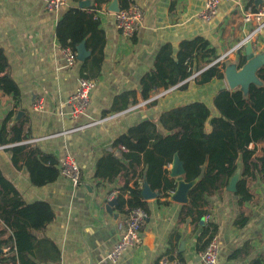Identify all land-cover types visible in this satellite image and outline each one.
Segmentation results:
<instances>
[{
    "label": "crops",
    "instance_id": "crops-1",
    "mask_svg": "<svg viewBox=\"0 0 264 264\" xmlns=\"http://www.w3.org/2000/svg\"><path fill=\"white\" fill-rule=\"evenodd\" d=\"M113 1L100 4L97 0H69L66 6L49 11L46 0H0V52L8 61L1 75L10 77L19 90V95L14 96L0 89V169L25 202L46 201L55 213L54 220L44 229L33 231L37 240L27 258L29 264H160L164 255L187 264H203L198 252L208 241L209 227L215 228L218 235L217 264H264V175L260 174L248 179L253 196L250 200L240 203L228 184L207 195L209 202L203 206L206 214L202 217L190 212L189 203L174 201L172 192L166 196L154 190L155 198H143L148 218L140 243L126 249L115 262L107 257L119 240L129 213L128 203L121 206L118 199L108 210L109 193L115 188L123 189L130 169L112 180L97 177L99 160L113 152L120 161L115 153L124 150L114 147L115 140L132 126L149 119L164 133L159 120L164 111L194 100L212 106L216 92L222 87L230 88L226 77L205 83L189 77L167 89L154 88L149 98H144L143 83L154 73L160 51L171 47L177 58L184 41L202 38L214 51L210 57L216 60L227 53L220 64L234 63L240 69L239 53L245 56L247 43L229 55L228 51L256 25L255 21L244 22L243 10L251 8L249 0L223 2L211 21L197 16L206 0H131L143 9L144 19L135 35L126 37L109 9ZM72 8L94 13L105 42L102 52L95 53L85 44L89 51L86 60L66 67L57 27ZM252 43L255 54L264 52V29ZM208 60V56H200L194 65L204 66L198 70L202 72L214 61L207 63ZM83 70L95 79L96 85L89 109L73 118L67 101L76 91ZM257 86L252 82L248 88L251 105ZM39 98H43L44 107L35 110L33 106ZM19 111L24 112L20 117ZM92 121L98 122L61 134ZM14 127H21L18 140H11L16 134ZM32 137L38 140L22 143ZM17 146H25V152L17 154L13 150ZM256 147L260 155L264 143ZM32 148L58 160L66 154L74 156L81 168L82 182L75 186L60 175L46 185H34L25 165L26 153ZM137 168L142 169L143 165ZM167 168L169 177L176 180L171 175L172 164ZM239 173L241 177V166ZM130 196L126 194L124 199ZM207 214L211 219H206ZM4 229L8 236L11 230ZM1 248V258L14 251L8 246ZM1 264L13 263L1 260Z\"/></svg>",
    "mask_w": 264,
    "mask_h": 264
},
{
    "label": "trees",
    "instance_id": "trees-1",
    "mask_svg": "<svg viewBox=\"0 0 264 264\" xmlns=\"http://www.w3.org/2000/svg\"><path fill=\"white\" fill-rule=\"evenodd\" d=\"M102 4L109 0H97ZM131 0H120L121 8L131 4ZM253 11H257L254 0H249ZM99 21L88 9H69L57 27V34L62 46H70L77 51L81 42L94 53L102 52L105 39L98 29ZM209 42L202 38L184 41L173 57L171 47L165 46L158 55L156 69L143 83V96L149 98L150 90L154 88H170L192 76L204 66L194 65L202 56L209 57L212 62L214 51L208 49ZM240 67L246 62V57L239 53ZM101 62V58H98ZM8 67L7 58L0 52V89L5 94L19 95L14 81L1 73ZM225 65L220 62L207 66L198 76L201 83L213 78L224 79ZM89 75V74H88ZM258 76L264 82V66L259 69ZM90 78H93L89 75ZM94 79V78H93ZM185 85H182L184 88ZM252 105L240 89L220 88L213 97L216 111L201 100H194L164 111L160 122L165 132H160L155 121L146 119L132 126L126 133L120 135L114 147L125 146L124 155L128 165L118 161L113 152L103 156L98 164L96 176L114 179L127 169L134 174L138 166L143 165L139 175L146 180L153 190L168 196L174 191L177 182L170 178V165L176 154L184 165V178L187 181L198 179L189 192L190 212L198 213L199 217L206 214L203 206L209 201L207 195L220 187L228 186L231 178L242 167V174L237 183L236 195L239 202L250 200L253 196L248 179L256 178L257 174L264 175V147L257 154V144L264 143V85L256 87L251 99ZM15 137H21V127H14ZM251 144H255L251 147ZM25 146L14 147L17 154L25 152ZM59 160L50 154L39 152L32 148L26 153L25 165L34 185L42 186L55 181L61 174ZM127 179L123 190L130 191V198H118L122 206L126 203L129 210L136 206L145 208L142 187L138 181L133 186ZM186 206V205H185ZM194 208V209H192ZM52 206L43 200L31 203L25 202L19 189L8 180L0 169V243L8 246L13 253L1 258L2 262L29 264L27 259L36 246L33 231L44 229L54 220ZM11 230L5 236V229ZM210 238L216 233L211 229ZM205 245V247H206ZM204 247V248H205Z\"/></svg>",
    "mask_w": 264,
    "mask_h": 264
},
{
    "label": "built area",
    "instance_id": "built-area-1",
    "mask_svg": "<svg viewBox=\"0 0 264 264\" xmlns=\"http://www.w3.org/2000/svg\"><path fill=\"white\" fill-rule=\"evenodd\" d=\"M69 0H46V9L49 11H56L63 6L68 4ZM230 0H206L204 7L199 11L198 18L211 21L217 17L220 9V5ZM244 22H256L255 28H253L248 35L240 41V43L233 48L230 52L236 50L238 47L243 46L245 43L252 41L258 33L264 29V5L257 11H253L251 8L244 10ZM116 19L117 27L121 34L126 37H132L138 31L143 23L144 11L136 3H131L125 8H121L119 11H113ZM97 18V17H96ZM61 51L65 57L66 67H72L78 61V53L70 46H61ZM229 54V53H228ZM227 53L214 60L211 64L221 62ZM201 71L194 72L190 78H195L200 74ZM96 85V81L90 78L86 70L82 71L79 77L78 86L76 91L69 97L68 104L70 106L69 114L73 118H78L80 115L85 114L91 104V93ZM147 102V101H146ZM145 103V102H144ZM143 103V104H144ZM44 107L43 98H39L34 103L33 108L35 110H41ZM108 118V117H106ZM100 121V120H98ZM98 121H92L88 124H83L75 127L72 130L64 131L61 134L68 133L70 131L82 130L87 126H90ZM38 139L36 137L27 138L22 141L25 144H33ZM123 150H127L125 146L121 147ZM58 167L60 174L69 178L75 186L79 185L81 181V168L74 156L66 154L59 159ZM128 178H130V184L134 185L135 181H138L139 185L143 187L144 180L140 177L138 169L137 174L130 169ZM130 195V191H124L122 188H115L109 193V200L118 199L121 195ZM148 218V212L142 206H136L129 210L126 223L121 228V235L114 248L108 253L107 257L111 261H117L122 253L129 247L138 245L141 241V230ZM206 219H211V215L207 214ZM219 240L218 235L215 233L211 238L206 247L198 252L199 261L203 264H217L219 258ZM160 264H187L184 261L164 255L160 259Z\"/></svg>",
    "mask_w": 264,
    "mask_h": 264
},
{
    "label": "water",
    "instance_id": "water-1",
    "mask_svg": "<svg viewBox=\"0 0 264 264\" xmlns=\"http://www.w3.org/2000/svg\"><path fill=\"white\" fill-rule=\"evenodd\" d=\"M264 3V0H254V4L257 9ZM112 11H119L121 9L119 0H114L109 7ZM77 57L80 61H85L86 58L89 56V51L86 49L85 42H81L77 46ZM246 62L240 67V60L238 62L237 69L236 64H229L225 66V77L229 83L231 89H240L243 91L245 97L248 98V88L252 82H255L259 87L264 85V82L258 76V71L264 66V52L260 54H255L253 43L249 41L246 45ZM212 111L215 110V106H210ZM24 112L19 111L18 117L22 115ZM115 156L124 164L128 165V160L124 156L122 150H117ZM171 175L176 178V188L172 191L171 198L174 201L187 204L190 202L189 192L193 188V186L197 183L198 179H194L191 181H187L184 178V165L178 154L175 155L174 160L172 162V169ZM240 179V173L237 171L234 176L230 180V185L228 186L229 190L236 191L237 190V183ZM142 196L145 199H152L157 196V193L151 188L149 183L144 180L143 187H142ZM117 202V199L109 200L107 204V209L111 211L112 206ZM3 250L1 248L0 243V264H1V254Z\"/></svg>",
    "mask_w": 264,
    "mask_h": 264
},
{
    "label": "rangeland",
    "instance_id": "rangeland-1",
    "mask_svg": "<svg viewBox=\"0 0 264 264\" xmlns=\"http://www.w3.org/2000/svg\"><path fill=\"white\" fill-rule=\"evenodd\" d=\"M243 11H244V10H243ZM245 11H246V10H245ZM230 51H231V50H230ZM230 51H228L229 54H230ZM234 51H236V50H234ZM234 51H232V52H234ZM229 54H228V55H229ZM171 164H172V163H171ZM171 164H170V165H171ZM170 165H169V166H170Z\"/></svg>",
    "mask_w": 264,
    "mask_h": 264
}]
</instances>
